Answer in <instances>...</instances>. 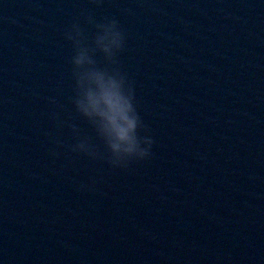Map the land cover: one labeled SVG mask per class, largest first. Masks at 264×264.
<instances>
[{
  "label": "water",
  "instance_id": "95a60500",
  "mask_svg": "<svg viewBox=\"0 0 264 264\" xmlns=\"http://www.w3.org/2000/svg\"><path fill=\"white\" fill-rule=\"evenodd\" d=\"M81 49L148 157L78 109ZM0 264H264V0H0Z\"/></svg>",
  "mask_w": 264,
  "mask_h": 264
},
{
  "label": "clouds",
  "instance_id": "9594fccd",
  "mask_svg": "<svg viewBox=\"0 0 264 264\" xmlns=\"http://www.w3.org/2000/svg\"><path fill=\"white\" fill-rule=\"evenodd\" d=\"M96 46L112 59L124 46L125 35L115 20L97 25ZM79 95L78 109L98 124L109 149L119 164L128 158L144 159L151 153L154 143L150 135L141 140L139 130L142 121L137 111L135 95L126 86V78L119 72H108L95 66L87 49H81L74 57ZM85 149L84 145H80Z\"/></svg>",
  "mask_w": 264,
  "mask_h": 264
}]
</instances>
